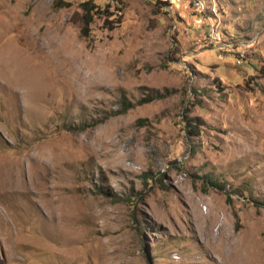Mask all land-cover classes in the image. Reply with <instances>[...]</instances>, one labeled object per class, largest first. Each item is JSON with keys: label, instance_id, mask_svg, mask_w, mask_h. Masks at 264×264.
<instances>
[{"label": "rangeland", "instance_id": "obj_1", "mask_svg": "<svg viewBox=\"0 0 264 264\" xmlns=\"http://www.w3.org/2000/svg\"><path fill=\"white\" fill-rule=\"evenodd\" d=\"M82 1L0 0V264H264V0Z\"/></svg>", "mask_w": 264, "mask_h": 264}, {"label": "trees", "instance_id": "obj_2", "mask_svg": "<svg viewBox=\"0 0 264 264\" xmlns=\"http://www.w3.org/2000/svg\"><path fill=\"white\" fill-rule=\"evenodd\" d=\"M162 3H167V1L161 0ZM191 1V0H190ZM193 3V2H192ZM194 4V3H193ZM197 5V2L195 3ZM199 4V3H198ZM60 6H69L70 4L68 2H62V4H59ZM82 8V14H81V27H80V33L81 35H87L88 34V29L90 24L93 22L95 17H104V20L110 21L109 18L113 17L112 19L117 18V14L115 12L109 11V4H106L104 8H100L98 5H96L93 0H83L80 4ZM118 12L121 10H117ZM112 22L114 20H111ZM212 28H209V30ZM264 71V68H263ZM161 97L160 95H155V97H144L142 98L139 103H144L151 101L154 98ZM190 119H185L184 123L186 124L188 128V133L198 135V125L200 123L199 118H193L194 124H190ZM208 183H211V186L217 187L219 189H224V186L221 184L217 183L215 180H212L211 177H206Z\"/></svg>", "mask_w": 264, "mask_h": 264}, {"label": "bare ground", "instance_id": "obj_3", "mask_svg": "<svg viewBox=\"0 0 264 264\" xmlns=\"http://www.w3.org/2000/svg\"><path fill=\"white\" fill-rule=\"evenodd\" d=\"M166 1H170V0H166Z\"/></svg>", "mask_w": 264, "mask_h": 264}, {"label": "built area", "instance_id": "obj_4", "mask_svg": "<svg viewBox=\"0 0 264 264\" xmlns=\"http://www.w3.org/2000/svg\"><path fill=\"white\" fill-rule=\"evenodd\" d=\"M194 8H195V6H194Z\"/></svg>", "mask_w": 264, "mask_h": 264}]
</instances>
